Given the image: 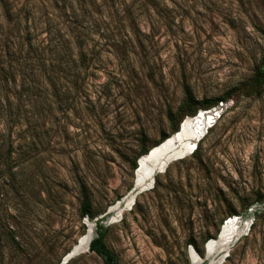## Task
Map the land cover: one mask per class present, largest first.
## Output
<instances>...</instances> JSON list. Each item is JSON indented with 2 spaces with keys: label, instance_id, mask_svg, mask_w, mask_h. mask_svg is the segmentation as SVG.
I'll list each match as a JSON object with an SVG mask.
<instances>
[{
  "label": "rangeland",
  "instance_id": "1",
  "mask_svg": "<svg viewBox=\"0 0 264 264\" xmlns=\"http://www.w3.org/2000/svg\"><path fill=\"white\" fill-rule=\"evenodd\" d=\"M5 1L41 20L80 18L77 6L89 2ZM157 2V10L138 16L134 48L102 53L99 72L88 80L85 105L93 112L69 116L65 155L50 166V173L82 179L92 219L80 215L70 181L51 187L60 203L44 195L28 214L21 189L12 195L0 174V264H60L86 233V218L94 231L97 223L106 228L104 242L118 264H192L190 249L201 264H264V77L252 80L264 56V4ZM62 4L74 13L54 11ZM184 86L196 103L193 118L206 121L197 148L115 215L109 210L133 187L142 152L172 139L176 126L179 131L193 119L177 112ZM234 217L236 228L249 223L245 234L220 262L223 252L206 259V243ZM66 264L104 263L85 252Z\"/></svg>",
  "mask_w": 264,
  "mask_h": 264
},
{
  "label": "trees",
  "instance_id": "2",
  "mask_svg": "<svg viewBox=\"0 0 264 264\" xmlns=\"http://www.w3.org/2000/svg\"><path fill=\"white\" fill-rule=\"evenodd\" d=\"M250 1L264 4V0ZM62 5L54 6V11L74 13ZM158 5L157 0H89L77 6L80 18L41 20L28 17L31 9H16L0 0V174L12 195L17 196L21 189L28 214L44 195L60 203L61 196L53 195L51 187L61 180L63 187L68 181L72 183L79 197L80 215L92 219L91 201L82 179L75 176L73 181L50 173V166L59 164L58 157L65 155L69 116L93 112L85 105L90 95L88 80L99 72L102 53L134 48L131 40L138 33V16L152 8L157 10ZM263 77L264 56L252 80ZM195 104L184 86L177 112L181 117L194 116ZM147 152L144 150L142 156ZM105 232L106 228L97 223L90 252L104 264H118L104 242Z\"/></svg>",
  "mask_w": 264,
  "mask_h": 264
},
{
  "label": "bare ground",
  "instance_id": "3",
  "mask_svg": "<svg viewBox=\"0 0 264 264\" xmlns=\"http://www.w3.org/2000/svg\"><path fill=\"white\" fill-rule=\"evenodd\" d=\"M205 128L206 121L201 115L191 121H185L172 139L140 159L137 166L139 167L137 177L140 187H153L156 175L165 172L170 164L176 161L175 158H183L192 154L195 150V144L202 138ZM139 190V186L132 189L113 211L121 213L130 209L136 197L140 194ZM235 222L236 220L229 221L223 226L218 238L208 244V255L210 257L219 252L226 255L230 246L245 234V227H248V225H245L242 229L236 228Z\"/></svg>",
  "mask_w": 264,
  "mask_h": 264
},
{
  "label": "water",
  "instance_id": "4",
  "mask_svg": "<svg viewBox=\"0 0 264 264\" xmlns=\"http://www.w3.org/2000/svg\"><path fill=\"white\" fill-rule=\"evenodd\" d=\"M207 112H210V111H207ZM200 112H198L196 115H198ZM194 116H191V117H187L188 119L189 118H193ZM186 118V119H187ZM217 118V117H216ZM213 122H214V120L213 121H211V123H209V126L208 127H210L212 124H213ZM177 132V131H176ZM175 132V133H176ZM173 136V135H172ZM171 137V136H170ZM169 137V138H170ZM168 140V138L166 139V140H164V141H167ZM163 141V142H164ZM163 143L161 142L159 145H157V146H155V147H153V148H151L147 153H146V155L147 154H150V152H152L154 149H156V148H158L159 146H161ZM197 148V143L195 144V149ZM144 156V155H143ZM143 156H141L138 160H137V164L139 163V161H140V159L141 158H143ZM182 158H175L174 160H181ZM138 169H139V167H136V169H135V171H134V182H133V187L131 188V190L132 189H134V188H136L137 186H139V188H140V193H142V192H144V191H148V190H150L151 188H153V187H147V186H142V187H140V184H139V182H138V177H137V171H138ZM131 190L128 192V193H130L131 192ZM123 199V198H122ZM121 199V200H122ZM121 200L115 205V206H113L109 211H111V212H113L115 215H120V212H116V211H113V209L116 207L117 208V206H119V203L121 202ZM114 219V217H110L109 218V221H111V220H113ZM232 219H234V220H237V218H231V219H229V220H227V221H225L224 222V224L222 225V227H221V230H222V228H223V226H225L230 220H232ZM86 223H87V231H86V233L82 236V237H80L78 240H77V243L71 248V250L67 253V254H65V256L62 258V260H61V263L60 264H66L67 262H69L71 259H73L74 257H76V256H78V255H80V254H82V253H85V252H90V244H91V242L93 241V239L97 236V233H96V231H94V228H95V224L94 223H89L88 222V219L86 218ZM244 224H246V225H248L249 226V223L247 222V223H244ZM221 230H220V232H221ZM219 236V235H218ZM217 236V237H218ZM211 241H215V240H211ZM211 241H209L208 243H206V245H205V250H206V254H205V258L206 259H208V258H211L209 255H208V244L211 242ZM190 255H191V262H192V264H201L203 261H202V259L201 258H199L198 257V255L193 251V249H190ZM216 255H219V254H216ZM222 255H224V254H220V257H219V262L224 258V257H226V255H224L223 257H222ZM215 256V255H214Z\"/></svg>",
  "mask_w": 264,
  "mask_h": 264
}]
</instances>
